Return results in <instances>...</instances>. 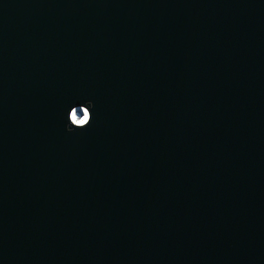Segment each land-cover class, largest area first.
I'll return each instance as SVG.
<instances>
[{"label":"water","instance_id":"1","mask_svg":"<svg viewBox=\"0 0 264 264\" xmlns=\"http://www.w3.org/2000/svg\"><path fill=\"white\" fill-rule=\"evenodd\" d=\"M0 264H264V0H0Z\"/></svg>","mask_w":264,"mask_h":264},{"label":"clouds","instance_id":"2","mask_svg":"<svg viewBox=\"0 0 264 264\" xmlns=\"http://www.w3.org/2000/svg\"><path fill=\"white\" fill-rule=\"evenodd\" d=\"M93 107L94 105L91 100L85 101L84 104H80L79 106H72L67 112L66 131L73 132L74 130H82L89 126L92 122L91 108Z\"/></svg>","mask_w":264,"mask_h":264}]
</instances>
